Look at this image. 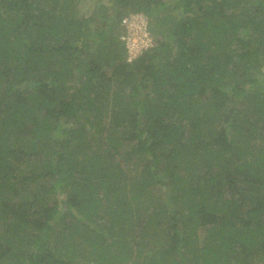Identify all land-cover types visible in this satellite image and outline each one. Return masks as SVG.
<instances>
[{
	"label": "trees",
	"instance_id": "obj_1",
	"mask_svg": "<svg viewBox=\"0 0 264 264\" xmlns=\"http://www.w3.org/2000/svg\"><path fill=\"white\" fill-rule=\"evenodd\" d=\"M0 264H264V0H0Z\"/></svg>",
	"mask_w": 264,
	"mask_h": 264
},
{
	"label": "built area",
	"instance_id": "obj_2",
	"mask_svg": "<svg viewBox=\"0 0 264 264\" xmlns=\"http://www.w3.org/2000/svg\"><path fill=\"white\" fill-rule=\"evenodd\" d=\"M140 14H133L125 17L122 20V25L125 27L126 33L122 37L127 48L134 42L139 43L141 39L140 50L143 52L151 46V37L148 31V23L145 20L139 21ZM140 33V34H139ZM141 52V53H142Z\"/></svg>",
	"mask_w": 264,
	"mask_h": 264
},
{
	"label": "rangeland",
	"instance_id": "obj_3",
	"mask_svg": "<svg viewBox=\"0 0 264 264\" xmlns=\"http://www.w3.org/2000/svg\"><path fill=\"white\" fill-rule=\"evenodd\" d=\"M140 15H142V14H140ZM138 20L139 21H141V20L147 21V17L144 16V15H142V16L139 17ZM139 41L141 42V39ZM140 42L139 43H136V42L133 41V43L130 45L131 48H129V49L127 48L128 49L129 60H133L135 57H137L139 54H141L142 51L140 50V46H142V45H141ZM151 42H152V39H151ZM206 233H207L206 230H203L202 229L200 231L201 236L205 235Z\"/></svg>",
	"mask_w": 264,
	"mask_h": 264
}]
</instances>
